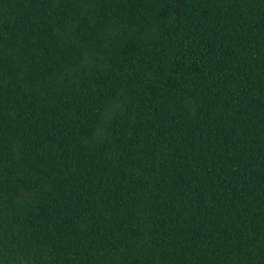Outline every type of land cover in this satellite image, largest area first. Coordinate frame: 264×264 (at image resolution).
I'll use <instances>...</instances> for the list:
<instances>
[{"label":"trees","instance_id":"obj_1","mask_svg":"<svg viewBox=\"0 0 264 264\" xmlns=\"http://www.w3.org/2000/svg\"><path fill=\"white\" fill-rule=\"evenodd\" d=\"M0 264H264V0H0Z\"/></svg>","mask_w":264,"mask_h":264}]
</instances>
